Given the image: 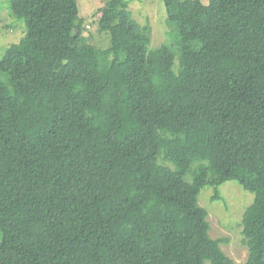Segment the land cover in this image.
I'll list each match as a JSON object with an SVG mask.
<instances>
[{
  "label": "trees",
  "instance_id": "trees-1",
  "mask_svg": "<svg viewBox=\"0 0 264 264\" xmlns=\"http://www.w3.org/2000/svg\"><path fill=\"white\" fill-rule=\"evenodd\" d=\"M76 1L10 0L0 264H264V0H161L153 48L130 0L100 9L107 47L83 42ZM228 180L253 194L243 262L198 204Z\"/></svg>",
  "mask_w": 264,
  "mask_h": 264
},
{
  "label": "rangeland",
  "instance_id": "rangeland-1",
  "mask_svg": "<svg viewBox=\"0 0 264 264\" xmlns=\"http://www.w3.org/2000/svg\"><path fill=\"white\" fill-rule=\"evenodd\" d=\"M106 0H77L79 24L83 27V42L105 48L109 44V34L97 29V18ZM206 2V0H203ZM128 8L132 17L140 24L151 26L150 48L159 46L167 40L170 27L166 22V10L161 0H130ZM10 0H0V57L10 43L21 42L25 35V24L9 8ZM25 44V42H24ZM27 50L41 59L40 52L29 43ZM177 67V57L175 58ZM217 193V198L215 195ZM253 199V194L244 190L236 181L228 180L217 189L205 185L198 194V204L206 208L209 223V235L212 238H223L221 250L235 262H243L247 256V247L242 235V213ZM1 240V232H0ZM13 256L12 250L6 252ZM204 264H210L205 261Z\"/></svg>",
  "mask_w": 264,
  "mask_h": 264
}]
</instances>
